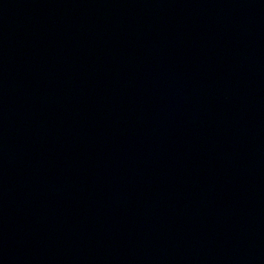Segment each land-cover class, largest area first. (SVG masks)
Listing matches in <instances>:
<instances>
[{
  "label": "water",
  "instance_id": "1",
  "mask_svg": "<svg viewBox=\"0 0 264 264\" xmlns=\"http://www.w3.org/2000/svg\"><path fill=\"white\" fill-rule=\"evenodd\" d=\"M0 264H264V0H0Z\"/></svg>",
  "mask_w": 264,
  "mask_h": 264
}]
</instances>
